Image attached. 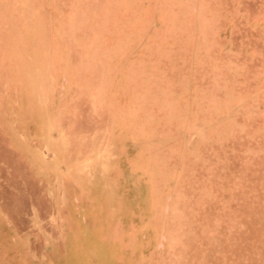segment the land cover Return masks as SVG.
Masks as SVG:
<instances>
[{"label": "rangeland", "instance_id": "rangeland-1", "mask_svg": "<svg viewBox=\"0 0 264 264\" xmlns=\"http://www.w3.org/2000/svg\"><path fill=\"white\" fill-rule=\"evenodd\" d=\"M0 264H264V0H0Z\"/></svg>", "mask_w": 264, "mask_h": 264}]
</instances>
